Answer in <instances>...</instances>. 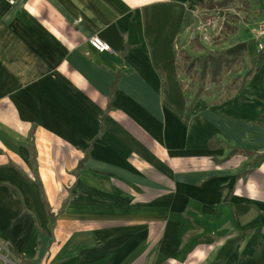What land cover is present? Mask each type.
Segmentation results:
<instances>
[{"label":"crops","instance_id":"obj_1","mask_svg":"<svg viewBox=\"0 0 264 264\" xmlns=\"http://www.w3.org/2000/svg\"><path fill=\"white\" fill-rule=\"evenodd\" d=\"M190 1L0 0V264H264V62L196 99Z\"/></svg>","mask_w":264,"mask_h":264},{"label":"trees","instance_id":"obj_2","mask_svg":"<svg viewBox=\"0 0 264 264\" xmlns=\"http://www.w3.org/2000/svg\"><path fill=\"white\" fill-rule=\"evenodd\" d=\"M237 1L245 5L248 4L247 0H191L189 3L190 11L185 18L183 31L198 20L197 16L191 14V10L194 11V9L197 10V7H203L212 10L211 12H216L229 8ZM230 17H232L231 21L225 23L224 29L217 40H225L230 34H234L238 30V16L231 15ZM179 41L180 38H178ZM192 45L199 50L200 55L193 56L183 48L180 50V54L183 61L182 69L185 75L191 78L190 87L196 90V99L201 95H211L216 88H220L226 73H229L231 78H229V83L226 85L225 99L231 97L233 93L241 90L247 84L251 75L264 62V47L261 48L257 57L252 58L248 53L247 42L236 43L221 50H206L197 36ZM244 68H247V71L244 75H241L240 72Z\"/></svg>","mask_w":264,"mask_h":264},{"label":"rangeland","instance_id":"obj_3","mask_svg":"<svg viewBox=\"0 0 264 264\" xmlns=\"http://www.w3.org/2000/svg\"><path fill=\"white\" fill-rule=\"evenodd\" d=\"M229 8H231V11H228V12L234 13V12L237 11L241 15V17H240V15L234 13L236 16H238V22H237L238 31H242V32L248 31L249 29H248L246 24L249 23L247 21L249 19H251V16H250L251 12L248 10L246 5L243 4V3H239V4L236 3V4L231 5ZM229 16H231V14ZM229 18L231 19V17H229ZM195 27H194V29L192 31L186 32V33H184L182 35V38H181L182 41L180 43V50L182 48H186L187 51H189L193 56L201 54L197 48L192 47V41H193V39L195 38V36L197 34V30H198L200 36L202 37L201 40H202V42H203V44H204V46H205V48L207 50H214V49L215 50H221V49L227 48L230 44H234L235 43V40H236V36L235 35L238 34V32H237V34L231 36L230 39H227V40L226 39L225 40H222V39L213 40L214 37L217 36V35H215L214 30H218L219 27L214 28L213 26H210V27L207 28V26H206L205 28H207V29H205V28H200L199 29L197 27V30H196ZM214 41H216V42H214ZM204 52H207V51H204ZM224 76L225 77H224V80H223V84L227 83V81L230 78L229 74H225ZM221 87H222V85H221ZM221 89H219V90H221Z\"/></svg>","mask_w":264,"mask_h":264},{"label":"built area","instance_id":"obj_4","mask_svg":"<svg viewBox=\"0 0 264 264\" xmlns=\"http://www.w3.org/2000/svg\"><path fill=\"white\" fill-rule=\"evenodd\" d=\"M13 2V0H11ZM230 8L218 10L215 13H209L207 14V17L205 19L201 18L198 22V28H205L207 26H213L214 28H217L220 26V23H223L225 21V16L228 11H230ZM205 28V29H207ZM253 32L255 34V37L257 40L264 39V22H259L257 26L253 29ZM89 43L92 47H94L96 50L100 52H113V49L111 45L104 40H102L99 36L95 35L89 38ZM262 48L264 45L262 43L259 44ZM0 258L4 259L6 262L9 261V258L7 254H5L4 247L0 244Z\"/></svg>","mask_w":264,"mask_h":264}]
</instances>
